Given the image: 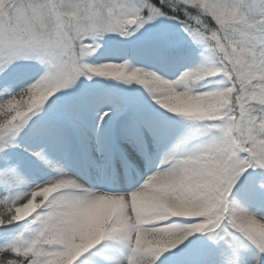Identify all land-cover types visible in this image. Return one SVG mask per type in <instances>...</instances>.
<instances>
[{
  "label": "snow or ice",
  "instance_id": "6c2138e0",
  "mask_svg": "<svg viewBox=\"0 0 264 264\" xmlns=\"http://www.w3.org/2000/svg\"><path fill=\"white\" fill-rule=\"evenodd\" d=\"M0 264H264V0H0Z\"/></svg>",
  "mask_w": 264,
  "mask_h": 264
}]
</instances>
